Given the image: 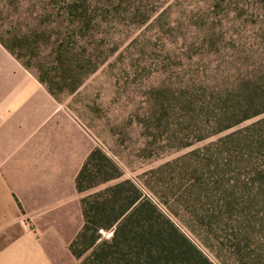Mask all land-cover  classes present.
<instances>
[{
	"label": "rangeland",
	"instance_id": "1",
	"mask_svg": "<svg viewBox=\"0 0 264 264\" xmlns=\"http://www.w3.org/2000/svg\"><path fill=\"white\" fill-rule=\"evenodd\" d=\"M0 36L109 161L81 199L128 182L154 208L148 264H199L169 224L209 264H264V113L195 142L264 108V0H0Z\"/></svg>",
	"mask_w": 264,
	"mask_h": 264
},
{
	"label": "crops",
	"instance_id": "2",
	"mask_svg": "<svg viewBox=\"0 0 264 264\" xmlns=\"http://www.w3.org/2000/svg\"><path fill=\"white\" fill-rule=\"evenodd\" d=\"M61 114L0 44V264L75 263L69 247L84 225L75 181L88 156Z\"/></svg>",
	"mask_w": 264,
	"mask_h": 264
},
{
	"label": "trees",
	"instance_id": "3",
	"mask_svg": "<svg viewBox=\"0 0 264 264\" xmlns=\"http://www.w3.org/2000/svg\"><path fill=\"white\" fill-rule=\"evenodd\" d=\"M15 40L16 38L5 39L4 36H0V44L25 69L31 71L32 63L24 60V54L18 49ZM54 47L55 45L53 44L52 49ZM57 50L59 51H56L57 57L61 59L64 54L67 55L70 53L71 49H69L68 45L61 43L58 45ZM32 55L34 54L32 53ZM38 81L41 84L45 82L41 79ZM48 92L52 95L51 91L48 90ZM263 113L264 108L255 112L252 116H245L243 119L233 124L216 128L213 130L214 133L205 137H199L195 142H200L208 137L228 131L247 119L257 117ZM233 138L234 135L227 136L224 140L220 141V143H232ZM190 145L191 144H184L180 148H186ZM97 157L100 158L101 163L103 161L106 165L109 164V161L100 156L98 151H92L89 154L75 181L76 191L80 194L98 186V184L94 183H89L87 186H84V183L89 181L93 175V170L91 169L95 168L97 173L101 174L103 173L104 167H106L104 164L95 165V159ZM256 175L262 176L264 175V171H260ZM112 179L114 178L105 177L101 183L111 181ZM128 186L132 196L125 198L123 193ZM130 186L131 185L128 182H122L113 187L107 188L104 191L90 194L81 200L80 206L84 225L69 247L72 256L79 261L78 264H114L113 257L114 254L117 253H126V256L133 255V264H148L145 258L147 231H144L146 224L143 220V216L148 214V212L154 208L148 201L141 198L140 194L133 186H131V188ZM169 226L171 227V235L179 240L188 252L199 259V264H209L172 225L169 224ZM109 230L113 231L111 240L109 242L101 240L100 232ZM120 230L122 233V240L118 241V233ZM133 242L135 243L133 244ZM88 252H90L89 256L83 259V256ZM183 254H185V252H183ZM126 262H128V259H126Z\"/></svg>",
	"mask_w": 264,
	"mask_h": 264
}]
</instances>
